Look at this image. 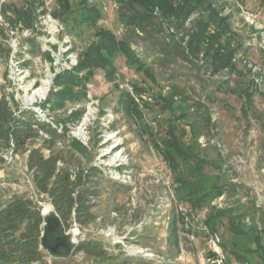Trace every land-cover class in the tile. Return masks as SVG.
<instances>
[{
    "label": "rangeland",
    "instance_id": "obj_1",
    "mask_svg": "<svg viewBox=\"0 0 264 264\" xmlns=\"http://www.w3.org/2000/svg\"><path fill=\"white\" fill-rule=\"evenodd\" d=\"M30 1L34 2L33 26L19 19L12 29L1 4L25 9ZM214 1L222 14L229 15L234 32L223 39L238 48L234 57L237 70L232 73L224 70L213 74L209 62L183 58L177 52L164 55L162 45L184 30L178 32L176 24L157 18L140 35L135 32L136 27L124 22L122 14L128 7L117 0H86L101 9L102 17L96 25L75 21L82 14L84 0H70L68 13H60L58 0H0V26L6 31V37H0V97L6 93L11 99L13 94L21 106L34 108L42 120L54 126L55 119L62 121L60 129L68 124L67 136L53 149L64 148L67 154L73 137L82 141L88 152L75 151L76 158L79 165L91 170L98 191L92 202L94 219L88 224L73 220L68 230H77L76 244L82 240L100 241L106 253L97 256L73 250L69 257L55 258L42 248L49 264H248L236 259L231 248L245 253L250 264H264L259 253L246 251L251 239L233 234L228 218L221 221L218 233L211 235L201 219H197L195 210L176 201L171 168L152 144L154 138L160 140L165 136L169 120L189 130L176 117L182 112L178 106H187L189 120L202 130L198 139L201 156L222 165L218 168L208 164L204 169L219 176L221 183L236 185L215 199L213 206H227L239 200V208L246 213L245 221L255 218L263 226L264 0ZM7 14L15 16L11 9ZM196 16L194 13L185 26L190 27ZM101 29L112 30L118 38L130 39L137 54L152 65L154 78L118 52L113 57L114 80L108 79L107 69L98 68L87 82L86 96L69 100L56 110L34 106L48 97L58 73L79 62L80 53L97 40L95 32ZM8 49L10 54L6 57ZM48 51L53 59L47 57ZM132 83L143 86L145 92L134 93ZM45 86L48 90L36 102H26V94ZM248 87L254 91L253 103L242 108L241 90ZM122 88L129 89L135 101L143 106L144 119L120 108ZM171 90L178 93L174 97L175 111L161 107L162 96ZM78 111L81 113L77 117L71 116ZM79 127H83L85 135L76 134ZM190 137L188 132L185 142H190ZM41 143L40 139L32 140L28 147ZM44 151L50 153L47 148ZM7 153L5 162H0V205L14 194H21L33 198L41 213L46 206L52 208L49 197L36 188L27 165L28 152ZM194 164V160L183 163L181 169L191 176ZM178 212L184 215V220L179 221L176 236L171 224ZM216 235L220 240L219 251L214 244Z\"/></svg>",
    "mask_w": 264,
    "mask_h": 264
},
{
    "label": "trees",
    "instance_id": "obj_2",
    "mask_svg": "<svg viewBox=\"0 0 264 264\" xmlns=\"http://www.w3.org/2000/svg\"><path fill=\"white\" fill-rule=\"evenodd\" d=\"M60 13L71 11L70 0H58ZM121 5L128 7L123 13L124 22L136 27L140 35L146 31L148 24L155 23L157 18L164 22L176 24L178 32L184 30L181 35L171 38L162 45V53L171 55L177 52L183 58H199L207 61L216 74L227 70L230 73L237 70L234 57L238 48L231 47L223 39L234 34L229 22V15L222 14V10L214 0H117ZM34 2L27 3L25 9H19L13 4H1V11L11 22L12 29L21 19L29 27L33 26ZM82 14L76 16L77 23L83 22L96 25L102 17L101 9L95 5L83 2ZM11 9L15 16H8L7 11ZM197 13L190 27L185 26L191 16ZM58 16V13L55 14ZM213 31L210 32V28ZM170 29V28H169ZM166 30L167 31H169ZM0 37H6L5 27L0 26ZM97 40L91 42L87 48L80 53L79 62L72 68L58 73L55 84L50 89L48 97L34 106L44 109H60L65 102L80 99L87 95L86 87L96 69H107L109 80H114L115 64L113 57L120 52L126 56V61L138 64L137 68L146 72L145 74L154 78L152 65L145 62L132 47L130 39L118 38L112 30L101 29L95 32ZM6 39V38H5ZM10 49L6 51V57ZM47 57L53 59L48 51ZM202 58H201V57ZM150 65V66H149ZM136 94L145 92V88L132 83ZM243 94L242 108L252 106L254 91L250 88L241 90ZM178 93L169 91L162 96L161 107L175 111L174 97ZM134 95L127 88L120 90L118 105L129 115H136L144 119L143 106L135 101ZM181 114L176 116L189 126H179L172 120L168 121L166 134L160 140L154 138L152 144L160 152L164 160L169 164L176 183V196L178 203H186L196 213L202 212V224L208 230V234L215 235L220 229V223L228 218L230 230L237 236H248L251 246L247 248L248 253H259L264 260V222L261 227L255 218L250 222L245 221L246 213L241 211L237 200L235 204L227 206H213L212 202L236 188L235 184L228 186L220 182V177L210 175L204 169L206 165L222 167L219 162L201 156L198 149V139L202 130L198 124L189 120L188 107L179 105ZM246 112V110H245ZM81 112L72 113L77 117ZM55 126L51 122L42 120L38 112L32 107H23L19 101L11 95L3 93L0 97V162H5L4 154L12 151L28 152L27 165L32 172V177L39 192L47 195L56 211L61 216L63 223L68 229L72 221L88 224L94 219L92 207L94 195L98 191L94 188L91 170L79 165L75 151L83 154L88 152V147L79 139L73 137L70 140V149H53L63 137L67 136L68 124H63L60 129V120L55 119ZM63 123V122H62ZM41 131H45L48 137ZM191 133V141L185 142L184 137ZM40 139L41 145L33 148L28 147L29 141ZM50 150L46 154L44 149ZM79 158V157H78ZM194 160L195 167L191 176L182 170V164ZM97 169L96 167H93ZM229 188V189H227ZM231 189V190H230ZM235 192V191H234ZM255 206V200H252ZM264 218V212H263ZM184 220V215L178 212L173 218L172 232L177 236L178 223ZM43 216L39 205L29 196L14 194L9 200L0 205V264H49L45 259V251L41 248V233ZM75 251H84L88 254L103 256L106 250L103 243L95 240H82ZM236 259L250 264L249 257L237 248H231ZM217 257L216 253H213Z\"/></svg>",
    "mask_w": 264,
    "mask_h": 264
},
{
    "label": "water",
    "instance_id": "obj_3",
    "mask_svg": "<svg viewBox=\"0 0 264 264\" xmlns=\"http://www.w3.org/2000/svg\"><path fill=\"white\" fill-rule=\"evenodd\" d=\"M25 100L28 104L37 101L36 97L33 100L27 99V94L25 95ZM42 216L41 248L55 258L69 257L77 245V239L74 233L72 230L66 228L54 206L47 210L44 208L42 210Z\"/></svg>",
    "mask_w": 264,
    "mask_h": 264
},
{
    "label": "bare ground",
    "instance_id": "obj_4",
    "mask_svg": "<svg viewBox=\"0 0 264 264\" xmlns=\"http://www.w3.org/2000/svg\"><path fill=\"white\" fill-rule=\"evenodd\" d=\"M48 83V82H47ZM48 90L47 86L42 87V88H38L36 89L32 94H27V99H34L35 97L37 98L39 95H43L45 94V92ZM77 135H85V131L83 129V127H79L78 131L76 132ZM84 137V136H83ZM85 138V137H84ZM49 207H45V210H47ZM72 232L74 233L75 237L78 234L77 230L74 228L72 230Z\"/></svg>",
    "mask_w": 264,
    "mask_h": 264
},
{
    "label": "built area",
    "instance_id": "obj_5",
    "mask_svg": "<svg viewBox=\"0 0 264 264\" xmlns=\"http://www.w3.org/2000/svg\"><path fill=\"white\" fill-rule=\"evenodd\" d=\"M41 133H43L42 131H41ZM11 153H12V151H10ZM8 156V153H6L5 155H4V157L6 158ZM182 208H183V206H182ZM187 212V211H186ZM202 214L203 213H201V212H198V213H196V217H197V219H202ZM77 223V222H76ZM216 239H217V241H215V248L218 250V242H219V237H218V235H216Z\"/></svg>",
    "mask_w": 264,
    "mask_h": 264
},
{
    "label": "crops",
    "instance_id": "obj_6",
    "mask_svg": "<svg viewBox=\"0 0 264 264\" xmlns=\"http://www.w3.org/2000/svg\"><path fill=\"white\" fill-rule=\"evenodd\" d=\"M27 158H28V156H27ZM220 197H221V196H220ZM218 237H219V236H218ZM218 245H220V240H219V242H218ZM219 248H220V247H218V250H217V251H219Z\"/></svg>",
    "mask_w": 264,
    "mask_h": 264
}]
</instances>
